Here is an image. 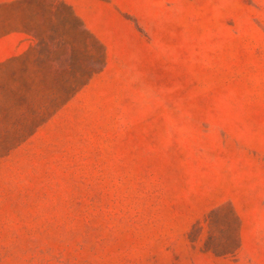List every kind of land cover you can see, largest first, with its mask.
Returning <instances> with one entry per match:
<instances>
[{"label":"rangeland","instance_id":"1","mask_svg":"<svg viewBox=\"0 0 264 264\" xmlns=\"http://www.w3.org/2000/svg\"><path fill=\"white\" fill-rule=\"evenodd\" d=\"M0 264H264V0H0Z\"/></svg>","mask_w":264,"mask_h":264}]
</instances>
